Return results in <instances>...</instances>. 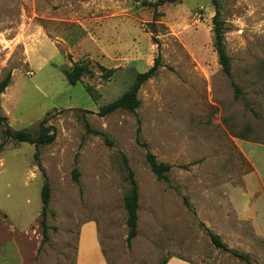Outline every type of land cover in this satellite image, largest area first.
<instances>
[{
  "label": "rangeland",
  "instance_id": "obj_1",
  "mask_svg": "<svg viewBox=\"0 0 264 264\" xmlns=\"http://www.w3.org/2000/svg\"><path fill=\"white\" fill-rule=\"evenodd\" d=\"M217 8L233 78L253 110L235 96L214 49ZM158 56L136 111L97 113ZM74 61H89L94 74L70 84L64 70ZM97 62L116 68L113 76L103 79ZM8 72L11 126L36 135L47 117L57 135L38 146L9 140L0 154V264H74L79 223L88 214L99 223L109 264H161L172 255L195 264H247L215 247L201 222L264 264L262 185L240 149L242 139L264 140V0L166 1L156 9L141 0H0V80ZM147 151L172 164L168 181L151 171ZM124 157L140 195L130 244ZM39 164L51 185L44 240ZM6 180L12 185L4 190ZM251 207L259 215L247 217ZM34 218L38 230L29 240L24 228Z\"/></svg>",
  "mask_w": 264,
  "mask_h": 264
},
{
  "label": "trees",
  "instance_id": "obj_2",
  "mask_svg": "<svg viewBox=\"0 0 264 264\" xmlns=\"http://www.w3.org/2000/svg\"><path fill=\"white\" fill-rule=\"evenodd\" d=\"M166 1L172 2V1H180V0H141V3L156 9L159 5L165 3ZM219 15L220 12L219 9L217 8L213 16V25H214L213 46L215 51L217 52L219 63L222 67L223 72L230 80V83L235 92V96L237 97L241 96L245 100V105L251 108V110H253L249 102L243 96V88L240 85H238L233 78L231 58L226 51L225 44L223 41L222 21L220 20ZM96 65L100 71V76L103 79H109L110 77L113 76V74L116 71V68L107 67L100 62H97ZM159 65H160V57L158 56L155 58L154 63L147 70L136 72L132 85L126 91H124L116 99L102 104L99 107L97 113L103 116L119 109L136 111V109L140 106L141 103V100L138 95L139 90L145 81H147L149 78L155 75ZM94 72L95 70L90 65L89 61L88 62L74 61L70 68L64 70V75L66 77V80L70 84H76L77 82L82 80V77L84 75L87 74L92 75L94 74ZM10 83H11V72H8L7 75L0 80V154L3 152L9 140H14L18 142L25 141L32 143L36 146L40 144H47L53 142L56 139L57 133L55 127L52 124H47L48 121L47 117H44L38 121V132L36 135L33 134L31 131H29L27 128L15 129L8 123V117L5 114H3L1 110V94L2 92L5 91L6 87L9 86ZM85 87L87 92L90 94V96L93 99H96L97 97L96 90L91 85H86ZM84 111H91V110L84 109ZM138 121H140V119H138ZM86 125H87V129L91 130L88 122H86ZM96 132L101 133L99 131ZM123 161H124V166L127 170V178L130 183V189L124 197V206L127 212L126 223L128 226L127 242L130 244L132 239L136 237L138 234V220H139L138 210H139L140 195H139L138 183L135 179L134 171L130 167L128 159L126 157L123 158ZM146 161L151 171L155 174V176L158 179H163L166 181L169 180L168 173L172 168L171 163L158 160L157 156L151 151L146 152ZM40 167L45 178L41 189L42 208L40 211V217H41L40 226L44 240L48 236L47 230L49 225L47 223V214L49 211L48 207L51 199V185L45 174L43 167L41 165ZM79 175H80V171L78 169V166L75 165L72 170V177L74 181L77 183L80 182ZM184 202L187 205V207L192 210V206L187 198H184ZM201 225L207 229L211 242L215 247L231 253L232 255L240 258L241 260H244L247 264H255L251 260L250 255L248 253L230 247L218 233L209 229L204 224V222H201ZM166 261L167 259H164L161 262V264H165ZM190 262L193 263L192 261Z\"/></svg>",
  "mask_w": 264,
  "mask_h": 264
},
{
  "label": "crops",
  "instance_id": "obj_3",
  "mask_svg": "<svg viewBox=\"0 0 264 264\" xmlns=\"http://www.w3.org/2000/svg\"><path fill=\"white\" fill-rule=\"evenodd\" d=\"M11 85L12 84L10 83L9 86L6 87L5 91L2 92L1 94V110L2 113L8 117V123L10 125H11L10 122L11 117H10L9 109L7 107L9 102L8 100H6V97L8 95V90L11 87ZM240 149L254 168L251 177L254 174L257 175L259 183L262 185L261 186L263 192L262 197L264 200V172L262 171V168H264V156L263 155H259L258 157L253 156V153L254 152L256 153L257 149H260L262 151V154H264V140L252 139V138L242 139V142L240 144ZM251 181L254 180L251 179ZM2 184H3L2 189L7 190L12 185V181L6 180L3 181ZM258 203L261 210L264 206V202L259 198ZM1 210L2 209L0 207V211ZM263 210L261 213H263ZM245 211H246V216L248 215L247 217H249L250 215L251 216L253 215L255 217L256 214L259 215L260 213L254 207L247 208ZM91 215L88 214V217L83 218L79 223L78 235L74 242V252H73L74 264H109L105 246L103 244V238L101 236L99 223L95 218L91 217ZM5 216L8 218L6 214ZM37 220L38 218H34L27 221V223L25 224L24 233L29 238V240L32 231H35V233H37L38 230L37 229L38 225L36 224ZM9 226L13 231L15 232L19 231L17 225L14 222H10ZM261 233L264 236V229L263 232ZM38 239H39V235L37 236V240ZM165 264H193V263L182 257L172 255L167 258Z\"/></svg>",
  "mask_w": 264,
  "mask_h": 264
},
{
  "label": "built area",
  "instance_id": "obj_4",
  "mask_svg": "<svg viewBox=\"0 0 264 264\" xmlns=\"http://www.w3.org/2000/svg\"><path fill=\"white\" fill-rule=\"evenodd\" d=\"M27 73L32 74V71H28Z\"/></svg>",
  "mask_w": 264,
  "mask_h": 264
}]
</instances>
